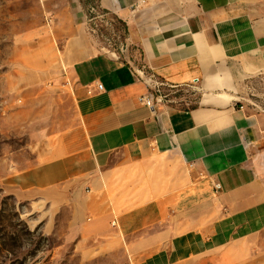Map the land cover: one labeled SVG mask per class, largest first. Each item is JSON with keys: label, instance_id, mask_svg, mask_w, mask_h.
Instances as JSON below:
<instances>
[{"label": "crops", "instance_id": "crops-1", "mask_svg": "<svg viewBox=\"0 0 264 264\" xmlns=\"http://www.w3.org/2000/svg\"><path fill=\"white\" fill-rule=\"evenodd\" d=\"M98 4L125 23L133 57L102 51L68 0L23 79L67 80L78 120L13 192L132 264H264V111L244 103L264 79V0Z\"/></svg>", "mask_w": 264, "mask_h": 264}, {"label": "rangeland", "instance_id": "rangeland-1", "mask_svg": "<svg viewBox=\"0 0 264 264\" xmlns=\"http://www.w3.org/2000/svg\"><path fill=\"white\" fill-rule=\"evenodd\" d=\"M98 47L133 57L127 27L98 0H81ZM68 0H0V264H132L127 247H108L68 229V213L50 226L13 192L19 175L49 152L52 139L77 123L67 80L25 86L24 64ZM62 45V44H61ZM244 103L264 111V79L252 81Z\"/></svg>", "mask_w": 264, "mask_h": 264}, {"label": "built area", "instance_id": "built-area-1", "mask_svg": "<svg viewBox=\"0 0 264 264\" xmlns=\"http://www.w3.org/2000/svg\"><path fill=\"white\" fill-rule=\"evenodd\" d=\"M98 88L102 90V89H103V84L100 83V84L98 85ZM144 100H145L146 103H147L149 106H151V107H153V106L155 105L154 100H152V99L149 98V97H144ZM214 186H215V189H216L217 191H219V190L222 189V185H221V183H219V182L215 183ZM113 225H116V221L113 222Z\"/></svg>", "mask_w": 264, "mask_h": 264}]
</instances>
